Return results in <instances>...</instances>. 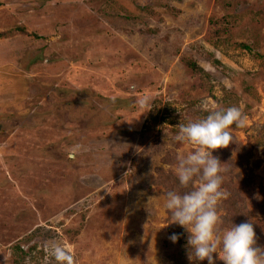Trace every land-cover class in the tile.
<instances>
[{"label":"rangeland","instance_id":"rangeland-1","mask_svg":"<svg viewBox=\"0 0 264 264\" xmlns=\"http://www.w3.org/2000/svg\"><path fill=\"white\" fill-rule=\"evenodd\" d=\"M0 5V264H56L49 241L75 264H208L169 239L187 230L164 208L194 187L175 173L193 146L174 137L204 104L246 117L212 153L218 227L251 222L264 246V0Z\"/></svg>","mask_w":264,"mask_h":264},{"label":"clouds","instance_id":"clouds-1","mask_svg":"<svg viewBox=\"0 0 264 264\" xmlns=\"http://www.w3.org/2000/svg\"><path fill=\"white\" fill-rule=\"evenodd\" d=\"M137 105L150 110L149 98L139 97ZM208 114L197 121L180 124L174 139L193 146L187 155L177 157L175 173L181 189L194 185L192 190L181 193L170 190L166 193L164 208L170 213V222L185 228L189 233L187 258L192 261L207 259L208 264H215L213 254L223 264H264V246L257 245V238L251 222L220 229L222 223L217 206L227 198L222 190L224 169L213 151L228 147L233 142L232 126L243 127L246 124L241 109L236 106L209 109L202 105ZM79 147V146H77ZM75 150L68 153V158L75 156ZM169 239L175 243L179 236L172 234ZM43 251L56 264H75L73 254L55 241L46 242Z\"/></svg>","mask_w":264,"mask_h":264},{"label":"trees","instance_id":"trees-1","mask_svg":"<svg viewBox=\"0 0 264 264\" xmlns=\"http://www.w3.org/2000/svg\"><path fill=\"white\" fill-rule=\"evenodd\" d=\"M1 6V5H0ZM225 31V30H224ZM186 65L194 72L198 71V69L196 68V65L194 63H186ZM263 201H262V209L264 212V188L262 190V195H261ZM172 230V229H170ZM172 234H178L179 239L176 241L178 244H180L181 246H188L187 245V239L189 234L184 231V230H172L169 231V235L171 236ZM20 251L22 252V250L20 249Z\"/></svg>","mask_w":264,"mask_h":264}]
</instances>
